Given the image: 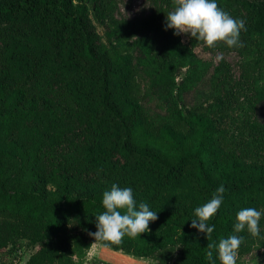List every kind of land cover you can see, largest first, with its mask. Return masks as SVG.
<instances>
[{
  "label": "trees",
  "instance_id": "16d2710c",
  "mask_svg": "<svg viewBox=\"0 0 264 264\" xmlns=\"http://www.w3.org/2000/svg\"><path fill=\"white\" fill-rule=\"evenodd\" d=\"M89 1L103 12V0H0V255L25 248V264H85L95 215L114 183L132 188L137 205L147 203L159 218L150 232L108 247L161 264H209L206 234L191 223L223 184V204L209 221L212 240L243 236L241 250L253 236L235 233L236 214L264 211V162L226 153L214 120L189 108L221 73L203 55L209 48L190 33L166 30V20L126 52L108 46ZM218 2L247 13L244 47L234 48L257 59L247 121L261 129L264 59L250 40L264 36V0ZM137 76L140 99L132 93ZM149 110L167 121L148 126ZM172 188L175 197L167 194ZM213 258L220 264L218 251Z\"/></svg>",
  "mask_w": 264,
  "mask_h": 264
},
{
  "label": "rangeland",
  "instance_id": "374dc122",
  "mask_svg": "<svg viewBox=\"0 0 264 264\" xmlns=\"http://www.w3.org/2000/svg\"><path fill=\"white\" fill-rule=\"evenodd\" d=\"M103 1V12L99 14L96 13L92 1H89L95 27L104 43L108 46L111 43L118 44L125 52L145 29L154 36L166 20L167 12L173 10L165 0ZM217 3L220 6L218 0ZM224 10L233 18L243 19L246 24L247 13L243 10L225 9V7ZM263 43L264 36L261 40H250V46L255 50L256 57L262 59H264ZM203 55L214 60L215 64L219 65L221 73L189 108L214 120V135L226 153L248 163L264 162V127L254 129L247 121L254 105L253 92L248 82L253 77L257 59L254 60L247 50L240 52L223 43L218 44L216 48H209ZM221 56L223 59H218ZM132 93L138 99L144 95V83L139 76L133 80ZM167 119L160 111L149 110L145 115L147 125L156 128L164 124ZM76 141L80 142L81 138ZM167 194L175 197L176 189H169ZM28 257L29 252L25 248H19L10 252L6 259L0 255V264H25ZM85 260V264H161L155 258L132 256L122 250L105 247L100 242L93 244ZM237 263L264 264L263 222L260 223V235L252 237L245 247L239 250ZM168 264H176V260L173 258Z\"/></svg>",
  "mask_w": 264,
  "mask_h": 264
},
{
  "label": "clouds",
  "instance_id": "9594fccd",
  "mask_svg": "<svg viewBox=\"0 0 264 264\" xmlns=\"http://www.w3.org/2000/svg\"><path fill=\"white\" fill-rule=\"evenodd\" d=\"M173 10L168 11L165 29H174V34L180 36L189 34L198 42H203L208 48H216L218 44H226L229 48L244 47L241 41V31H247L243 19L233 18L221 8L217 0H172ZM223 59V57H218ZM226 189L221 184L213 193L212 198L196 207L191 227L205 233L209 243L206 259L209 264H216L213 251H218L220 264H237L238 252L244 237L236 234L221 238L219 243L212 240L215 226L209 225L218 213L224 201ZM102 213L96 214L97 231L89 232L95 242H105V247L124 243L125 237L136 239L141 234L150 232V222L159 217L157 212L150 210L147 203H139L134 197L133 189L112 184L111 189L104 191ZM264 211L253 207L243 208L236 214L235 233L245 229L253 236L260 235V220Z\"/></svg>",
  "mask_w": 264,
  "mask_h": 264
}]
</instances>
